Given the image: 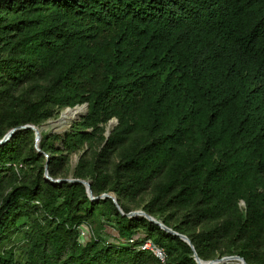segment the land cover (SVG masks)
Listing matches in <instances>:
<instances>
[{
  "label": "trees",
  "instance_id": "trees-1",
  "mask_svg": "<svg viewBox=\"0 0 264 264\" xmlns=\"http://www.w3.org/2000/svg\"><path fill=\"white\" fill-rule=\"evenodd\" d=\"M83 103L42 152L32 129L0 144V264H197L145 217L46 180L47 160L202 259L264 264V0H0V138Z\"/></svg>",
  "mask_w": 264,
  "mask_h": 264
},
{
  "label": "water",
  "instance_id": "water-1",
  "mask_svg": "<svg viewBox=\"0 0 264 264\" xmlns=\"http://www.w3.org/2000/svg\"><path fill=\"white\" fill-rule=\"evenodd\" d=\"M77 106H84L85 107V111L84 114L80 117H78L76 120H79L81 117H83L84 115L87 114L88 112V103H83L81 105H76L74 107H66L64 110H62L61 115L64 111L68 110V109H73ZM60 115V116H61ZM60 117H58L57 119H59ZM55 119V120H57ZM54 121V120H51ZM50 120L42 123L41 125H35V124H26V125H20L18 127H14L11 128L2 138H0V144H4L7 141H9L11 139V137L14 135V133L20 129H32L35 132V148L38 152H42V148L40 146V142L43 138V131L46 130L47 128L45 127L47 122H51ZM118 123V120L112 119L110 120L108 127L106 129L105 135H106V140L109 138V135L111 133V129L113 128L114 125H116ZM72 125V124H71ZM70 125V127H71ZM68 129H66L64 132H66ZM64 132H57V131H53V133H64ZM44 177L46 180L50 181L53 184H59L62 182H75V183H82L85 185L86 190H87V194L90 197V199L92 201L95 200H99V199H105V198H110L112 199V201L115 203V205L117 206V208L119 209L120 213L123 216H127L129 218H133V217H138V216H142L145 217L146 219H148L149 221L159 225V227L165 231H167L168 233L175 235V236H179L183 241H185L186 243H188L193 252H194V258L197 262V264H222V263H237V264H248L246 259L238 254H233V255H225L222 257H217L215 259H209V260H205L202 259L198 252L196 251V248L192 242V240L190 239V237L184 233H180L178 231H176L175 229H173L172 227L168 226L165 224V222L163 220L158 219L157 217L151 215L150 213H148L147 211H145L144 209H136L130 212H125L122 208V206L119 203V199L116 195V193L114 192H104L101 195H94L93 191H92V181L89 179H82V178H74V177H68V178H54L50 175L49 169H48V160L47 163L45 165V174ZM243 204H245L243 202Z\"/></svg>",
  "mask_w": 264,
  "mask_h": 264
},
{
  "label": "bare ground",
  "instance_id": "bare-ground-1",
  "mask_svg": "<svg viewBox=\"0 0 264 264\" xmlns=\"http://www.w3.org/2000/svg\"><path fill=\"white\" fill-rule=\"evenodd\" d=\"M84 111V106H77L73 109H68L62 113L59 119L49 122L45 127L48 129L51 126L53 131L62 132L69 128L73 121L82 116Z\"/></svg>",
  "mask_w": 264,
  "mask_h": 264
},
{
  "label": "built area",
  "instance_id": "built-area-1",
  "mask_svg": "<svg viewBox=\"0 0 264 264\" xmlns=\"http://www.w3.org/2000/svg\"><path fill=\"white\" fill-rule=\"evenodd\" d=\"M85 227V226H84ZM82 228L81 227V236L83 237V239L87 238L89 236V229L85 227ZM145 237L144 234H137L135 236H133L129 242L133 243L135 240L138 239H143ZM139 249L141 250H149L151 252L154 253V255H156L162 262H165L167 259V253L166 250L159 246L158 244H156L152 239H147L145 241H143L141 243V245H139Z\"/></svg>",
  "mask_w": 264,
  "mask_h": 264
},
{
  "label": "rangeland",
  "instance_id": "rangeland-1",
  "mask_svg": "<svg viewBox=\"0 0 264 264\" xmlns=\"http://www.w3.org/2000/svg\"><path fill=\"white\" fill-rule=\"evenodd\" d=\"M61 115V113L57 116V117H55V118H52V119H50V121L51 120H55V119H57L58 117H61L60 116ZM74 122V121H73ZM49 124V122H47V125ZM73 124V123H72ZM70 128V127H69ZM69 128H67V129H69ZM45 131H48V132H53V130H52V128H51V126L48 128V129H46ZM84 226H82V228H83ZM84 229H85V227H84ZM107 229V231L109 232V233H111V234H115V231L113 230V229H111V228H106ZM85 239H87V238H85ZM22 246H24V242H21L20 243Z\"/></svg>",
  "mask_w": 264,
  "mask_h": 264
}]
</instances>
